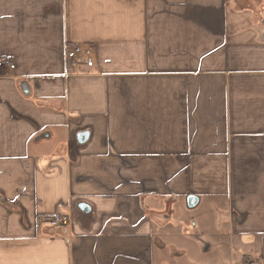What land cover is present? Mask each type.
<instances>
[{
  "label": "crops",
  "instance_id": "obj_1",
  "mask_svg": "<svg viewBox=\"0 0 264 264\" xmlns=\"http://www.w3.org/2000/svg\"><path fill=\"white\" fill-rule=\"evenodd\" d=\"M0 57V264H264V0H0Z\"/></svg>",
  "mask_w": 264,
  "mask_h": 264
},
{
  "label": "built area",
  "instance_id": "obj_2",
  "mask_svg": "<svg viewBox=\"0 0 264 264\" xmlns=\"http://www.w3.org/2000/svg\"><path fill=\"white\" fill-rule=\"evenodd\" d=\"M66 59L68 62L72 63V65L78 64L79 62H82L87 66L94 65L92 48L89 45L75 44L69 46L66 52ZM3 66L13 69L15 65L8 57H0V67ZM48 219V225L52 228L67 227L70 222V218L66 214H54ZM247 264H258V261L250 257Z\"/></svg>",
  "mask_w": 264,
  "mask_h": 264
},
{
  "label": "water",
  "instance_id": "obj_3",
  "mask_svg": "<svg viewBox=\"0 0 264 264\" xmlns=\"http://www.w3.org/2000/svg\"><path fill=\"white\" fill-rule=\"evenodd\" d=\"M86 139V133H80L79 141L82 142ZM191 199H195V197H190Z\"/></svg>",
  "mask_w": 264,
  "mask_h": 264
},
{
  "label": "rangeland",
  "instance_id": "obj_4",
  "mask_svg": "<svg viewBox=\"0 0 264 264\" xmlns=\"http://www.w3.org/2000/svg\"><path fill=\"white\" fill-rule=\"evenodd\" d=\"M202 202H203V203H201V204H202V205H201V208H202V207H203V205H204V201H203V200H202ZM201 208H200V206H199V207H197V208H196V211H195V213H196L197 211H199V212H200ZM208 208H209L208 206H205V205H204V210H207ZM191 213H193V212H191Z\"/></svg>",
  "mask_w": 264,
  "mask_h": 264
},
{
  "label": "trees",
  "instance_id": "obj_5",
  "mask_svg": "<svg viewBox=\"0 0 264 264\" xmlns=\"http://www.w3.org/2000/svg\"><path fill=\"white\" fill-rule=\"evenodd\" d=\"M248 261V257H245V264H247Z\"/></svg>",
  "mask_w": 264,
  "mask_h": 264
}]
</instances>
